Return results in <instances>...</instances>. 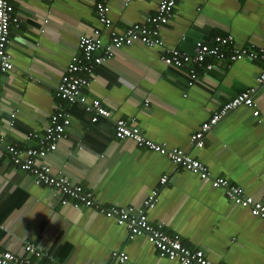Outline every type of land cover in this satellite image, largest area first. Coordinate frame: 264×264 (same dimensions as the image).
I'll list each match as a JSON object with an SVG mask.
<instances>
[{"label": "crops", "instance_id": "crops-1", "mask_svg": "<svg viewBox=\"0 0 264 264\" xmlns=\"http://www.w3.org/2000/svg\"><path fill=\"white\" fill-rule=\"evenodd\" d=\"M99 1L108 8L112 30L121 34L147 23L160 0L11 1L16 25H9L6 51L12 68L0 75V248L25 257L29 244L41 255L29 258L39 264H179L160 257L143 237L130 238L113 219L70 199L62 203L57 192L36 184L29 171L11 162L6 147L13 146L22 158L27 150H38L51 116L61 112L69 124L54 151L34 158L37 166L80 186L98 205L142 210L151 226L186 249L202 250L208 264H264L263 221L165 156L116 140L112 132L115 120L133 119L147 139L183 150L210 177L264 203L259 62H231L222 46L223 57H206L188 86V68L165 66L160 59L171 50L191 57L197 43L213 45L214 36L230 38L238 47H263L264 0H176L159 27L160 47L135 43L92 66L82 94L110 116L91 122L79 104L54 92L70 56H79L78 38L94 29L104 32L92 5ZM251 89L252 108L230 111L204 134L201 148L189 145L190 134L214 111ZM153 190L157 204L144 208L142 201ZM112 252L127 260L114 261Z\"/></svg>", "mask_w": 264, "mask_h": 264}, {"label": "built area", "instance_id": "built-area-1", "mask_svg": "<svg viewBox=\"0 0 264 264\" xmlns=\"http://www.w3.org/2000/svg\"><path fill=\"white\" fill-rule=\"evenodd\" d=\"M11 1L15 0H0V75L9 72L12 68L10 57L6 51L9 25L11 23L16 25V19L11 16ZM175 2L176 0H160L155 15L146 20L150 24L133 25L121 34L112 30L108 8L103 2H92L97 14V21L104 32L101 33V31L94 29L91 35L78 38L76 49L79 56H70L64 73L60 76L55 87V96L69 104H79L89 116L91 122H95L98 118H109V111L101 107L97 100L87 102L82 94V89L88 86V76L91 74L92 66L104 63L114 55L116 50L129 47L135 43L147 48L160 47L159 27L167 22ZM212 41L213 45L197 43V53L191 57L176 50H171L161 56L160 59L165 66L176 69L188 68L189 81L187 85L191 86L193 79H195L194 69L203 66L206 57L221 59L223 53L219 48L222 46L228 47V59L231 62L245 59L258 61L260 66L256 80L257 82H264V46L256 49L238 47L232 43L233 41L231 42L230 38L220 36H214ZM205 66L209 68V65L206 64ZM82 74L86 76L84 77ZM251 93H253L252 89L238 93L224 103L221 108L214 111L209 119L200 125L199 129L190 134L188 138L189 145L193 148H201L204 134L230 111L240 106L252 108ZM251 115L257 117L258 111L252 110ZM68 124L69 116L67 114L55 112L50 118V125L45 129L44 138L39 142L38 150H27L22 158L20 152L13 146L6 147L11 162L21 170L29 171L36 184L49 187L57 192L62 197V203H66V200L70 199L73 201L74 206L80 205L93 209L104 215V217L113 219L117 225L125 228L130 238L143 237L147 243L153 246L160 257L177 261L179 264H208L202 250L186 249L176 237L168 236L161 232L159 227L151 226L142 210L135 212L131 207L117 208L98 205L94 202L92 195L80 186L71 184L65 177L54 176L46 166H37L34 163V158L44 156L48 151H54L57 141L62 138L63 131ZM112 132L116 140L127 139L139 148L165 156L174 166L195 175L200 181L209 183L212 189L222 190L225 197L232 204L246 209L250 216L264 222V203L254 200L251 196L246 195L240 187L230 185L222 178L210 177L207 168L183 150L167 148L163 144L147 139L140 132L133 119L115 120ZM165 180V177H162L159 180L160 184H163ZM156 204L157 193L153 190L143 199L142 205L144 208H152ZM23 249L27 254L25 257L0 248V264H39L38 261L29 258L34 257L39 260L41 255L38 250L29 244L25 245ZM111 256L114 261L120 263L127 260L126 255L120 252H112Z\"/></svg>", "mask_w": 264, "mask_h": 264}, {"label": "trees", "instance_id": "trees-1", "mask_svg": "<svg viewBox=\"0 0 264 264\" xmlns=\"http://www.w3.org/2000/svg\"><path fill=\"white\" fill-rule=\"evenodd\" d=\"M78 105V104H77Z\"/></svg>", "mask_w": 264, "mask_h": 264}]
</instances>
